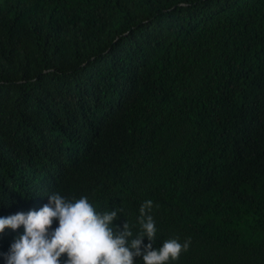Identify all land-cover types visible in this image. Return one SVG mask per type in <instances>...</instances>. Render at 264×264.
<instances>
[{
	"label": "trees",
	"instance_id": "trees-1",
	"mask_svg": "<svg viewBox=\"0 0 264 264\" xmlns=\"http://www.w3.org/2000/svg\"><path fill=\"white\" fill-rule=\"evenodd\" d=\"M57 192L264 264V0H0V217Z\"/></svg>",
	"mask_w": 264,
	"mask_h": 264
},
{
	"label": "clouds",
	"instance_id": "clouds-1",
	"mask_svg": "<svg viewBox=\"0 0 264 264\" xmlns=\"http://www.w3.org/2000/svg\"><path fill=\"white\" fill-rule=\"evenodd\" d=\"M151 207V200L141 205V230L134 235L128 222L122 231L114 226L122 209L98 211L86 196L68 199L53 193L38 211L0 217V234L5 229H24L4 259L6 264H61L66 256L65 264H135L142 256L143 264H169L189 249L191 241L167 239L154 250L157 230L147 214ZM54 221L58 227L52 230ZM145 237L150 241L147 246L143 245Z\"/></svg>",
	"mask_w": 264,
	"mask_h": 264
}]
</instances>
